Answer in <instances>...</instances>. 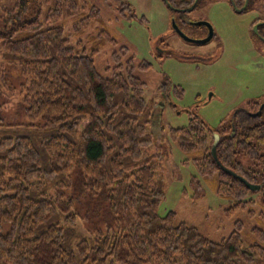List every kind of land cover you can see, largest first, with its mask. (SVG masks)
I'll list each match as a JSON object with an SVG mask.
<instances>
[{"label":"trees","instance_id":"1","mask_svg":"<svg viewBox=\"0 0 264 264\" xmlns=\"http://www.w3.org/2000/svg\"><path fill=\"white\" fill-rule=\"evenodd\" d=\"M234 1L240 8L246 0ZM120 11L136 16L126 0ZM66 16L78 17L79 35L101 11L80 0H16L0 10V93L11 89V70L19 69L13 96L23 117L0 118V264H264V228H253L254 241L244 247L241 221L214 241L178 222L173 210L158 214L166 191L156 160L162 153L151 149L157 104L137 73L151 62L122 45L104 75L96 56L118 41L102 29L91 49L75 46ZM167 129L190 155L186 161L216 179L218 194L234 199L228 215L254 204L250 185L264 181L261 100L218 128L194 116ZM240 155L261 169L246 168Z\"/></svg>","mask_w":264,"mask_h":264},{"label":"rangeland","instance_id":"2","mask_svg":"<svg viewBox=\"0 0 264 264\" xmlns=\"http://www.w3.org/2000/svg\"><path fill=\"white\" fill-rule=\"evenodd\" d=\"M48 1L52 3L53 0ZM80 1L97 6L101 18L75 35L73 29L78 17L66 16L63 24L71 43L91 49V39H98L102 29L118 41L117 45L106 43L96 56L98 69L104 75H107L106 66L112 64L111 54L122 45L128 46L138 61L151 62L149 71L137 73L147 83L146 98L157 104L151 127L155 136L151 149L162 153L156 160L166 191L158 214L164 216L173 210L178 222L197 227L214 241L227 238L235 229V222L241 221L244 247L250 246L254 241L253 228H264L261 216L264 213V181L260 180L261 187L254 188L251 194L254 204L228 215L234 199L218 194L216 179L202 176L192 159L186 161L190 155L172 141L167 127L185 126L197 116L218 128L249 101L261 100L264 104V0H249L242 11L231 0H198L191 11L173 8L181 0H169L173 7L165 0H126L136 14L133 18L122 15L121 0ZM15 2L1 0L0 10L14 6ZM47 9L46 2L44 10ZM257 19L261 25L256 31L257 23L254 22ZM201 21L210 22L215 34L202 44L193 41L209 35L208 25H200ZM175 25L192 40L182 36ZM1 61L0 58V69ZM10 77L11 89L3 86L0 93V118L16 122L23 120L13 96L21 80L19 69L12 68ZM237 158L246 168L261 169L247 156Z\"/></svg>","mask_w":264,"mask_h":264},{"label":"water","instance_id":"3","mask_svg":"<svg viewBox=\"0 0 264 264\" xmlns=\"http://www.w3.org/2000/svg\"><path fill=\"white\" fill-rule=\"evenodd\" d=\"M166 2H168V3H170V1L169 0H165ZM232 1V3H233V5L238 9V10H240V11H242V10H244L245 8H246V6L248 5V0H246V3H245V6H243L242 8H239L237 5H236V3H235V1L234 0H231ZM197 3H198V0H195V2H194V4H192L190 7H188V8H177V7H173L172 5H171V3H170V5H171V7H173L175 10H178V11H191V10H193L195 7H196V5H197ZM199 24L200 25H202V24H206V25H208V27H209V35L205 38V39H202V40H193V41H195V42H197V43H200V44H202V43H206V42H208L212 37H213V27H212V25L210 24V22H206V21H201V22H199ZM260 25V23H257L256 24V26H255V30L257 31V29H258V26ZM176 26V25H175ZM176 29H178L177 28V26H176ZM178 31L180 32V34L182 35V36H184L186 39H189V40H192V39H190V38H188V36H186L182 31H180L179 29H178ZM251 186V188L252 189H254V188H260L261 186L260 185H250Z\"/></svg>","mask_w":264,"mask_h":264},{"label":"flooded vegetation","instance_id":"4","mask_svg":"<svg viewBox=\"0 0 264 264\" xmlns=\"http://www.w3.org/2000/svg\"><path fill=\"white\" fill-rule=\"evenodd\" d=\"M248 2H249V0H248ZM245 3H246V1H245ZM244 5H245V4H244ZM244 5H243V6H244ZM243 6H242V7H243ZM247 6H248V5H247ZM256 23H258V22H256ZM260 25H261V24H260ZM258 29H259V27H258ZM214 35H215V34H214V32H213V36H214Z\"/></svg>","mask_w":264,"mask_h":264}]
</instances>
